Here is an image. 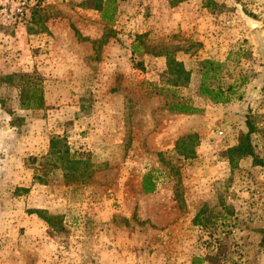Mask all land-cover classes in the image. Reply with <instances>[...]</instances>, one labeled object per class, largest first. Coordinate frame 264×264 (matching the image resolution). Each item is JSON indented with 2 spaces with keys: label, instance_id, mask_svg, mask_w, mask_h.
<instances>
[{
  "label": "rangeland",
  "instance_id": "obj_1",
  "mask_svg": "<svg viewBox=\"0 0 264 264\" xmlns=\"http://www.w3.org/2000/svg\"><path fill=\"white\" fill-rule=\"evenodd\" d=\"M95 1L0 12V264H264V0ZM205 59L229 102L200 95ZM246 141L258 160L230 162Z\"/></svg>",
  "mask_w": 264,
  "mask_h": 264
},
{
  "label": "trees",
  "instance_id": "obj_2",
  "mask_svg": "<svg viewBox=\"0 0 264 264\" xmlns=\"http://www.w3.org/2000/svg\"><path fill=\"white\" fill-rule=\"evenodd\" d=\"M106 0H96L95 1V9L101 11L104 15V19L108 21L113 20L112 15H107V11H105ZM157 55H164L167 58L168 62V72L172 76H177L178 78L184 75L187 79L190 77V72L187 71L182 62L177 61L173 56L172 51L168 49H164L157 53ZM201 82L199 86V93L201 96L208 98L213 103H227L231 100L232 95L234 94V89H236V84H231L226 89L222 88L219 85H213L211 82L217 80L219 78L220 73L222 72L223 63L214 61L211 59H205L201 62ZM3 83H14L13 77L11 75H7L0 78ZM19 89V105L20 108L26 110H41L46 105V98L44 94L43 85L34 80L31 76L24 78L18 84ZM236 93V91H235ZM170 109L174 112L180 114H197L200 113L201 110L195 107L194 105L186 102H175L171 105ZM250 126V125H249ZM253 127L250 126V132L253 131ZM230 155V162H234V155L237 158H243L252 156L257 161L258 157L255 155L252 144L248 141L229 149L228 151ZM80 161H76L78 163ZM157 182L153 181L151 174H146L143 177V190L145 193H151L156 190ZM21 190V189H19ZM23 190H28L27 188ZM32 213L38 214V216L44 219L46 222L51 223V220L54 217L50 215H46V212L42 210H35Z\"/></svg>",
  "mask_w": 264,
  "mask_h": 264
},
{
  "label": "built area",
  "instance_id": "obj_3",
  "mask_svg": "<svg viewBox=\"0 0 264 264\" xmlns=\"http://www.w3.org/2000/svg\"><path fill=\"white\" fill-rule=\"evenodd\" d=\"M36 0H0V12L10 19L20 22L31 15V6Z\"/></svg>",
  "mask_w": 264,
  "mask_h": 264
},
{
  "label": "water",
  "instance_id": "obj_4",
  "mask_svg": "<svg viewBox=\"0 0 264 264\" xmlns=\"http://www.w3.org/2000/svg\"><path fill=\"white\" fill-rule=\"evenodd\" d=\"M251 26L254 27V23L250 22Z\"/></svg>",
  "mask_w": 264,
  "mask_h": 264
}]
</instances>
